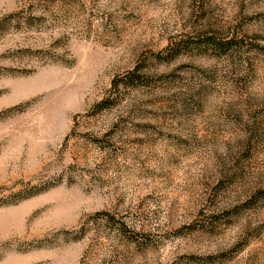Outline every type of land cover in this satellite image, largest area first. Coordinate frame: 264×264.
Returning <instances> with one entry per match:
<instances>
[{
  "label": "rangeland",
  "instance_id": "374dc122",
  "mask_svg": "<svg viewBox=\"0 0 264 264\" xmlns=\"http://www.w3.org/2000/svg\"><path fill=\"white\" fill-rule=\"evenodd\" d=\"M0 264H264V0H0Z\"/></svg>",
  "mask_w": 264,
  "mask_h": 264
},
{
  "label": "trees",
  "instance_id": "16d2710c",
  "mask_svg": "<svg viewBox=\"0 0 264 264\" xmlns=\"http://www.w3.org/2000/svg\"><path fill=\"white\" fill-rule=\"evenodd\" d=\"M172 46L173 45H171V47L169 46L168 49H167L170 54H173L174 53V47H172Z\"/></svg>",
  "mask_w": 264,
  "mask_h": 264
}]
</instances>
